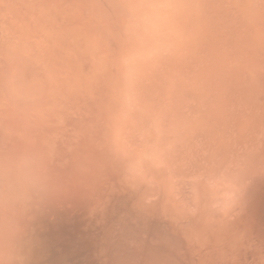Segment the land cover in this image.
<instances>
[{
	"label": "bare ground",
	"instance_id": "obj_1",
	"mask_svg": "<svg viewBox=\"0 0 264 264\" xmlns=\"http://www.w3.org/2000/svg\"><path fill=\"white\" fill-rule=\"evenodd\" d=\"M191 1L172 39L173 27L164 37L155 20L171 0L154 12L158 26L143 19L144 37L155 26L164 39L159 52L160 38L146 42L154 59L136 57L146 75L137 76L140 93L134 84L127 91L138 102L126 103L124 75L134 70L124 64L143 53L132 46L144 23L131 31L128 21L152 9L133 2L143 7L134 10L132 0H0V264H264V0ZM171 7L165 14L176 0ZM166 37L171 56L159 45ZM155 53L168 67L160 60L153 69L175 74L181 89L169 93L168 80L159 91L166 81L150 75ZM219 70L230 75L220 92L190 85ZM169 96L189 101L162 130L154 101L165 102L161 113ZM156 130H167L160 141ZM19 162L31 179H16Z\"/></svg>",
	"mask_w": 264,
	"mask_h": 264
},
{
	"label": "rangeland",
	"instance_id": "obj_2",
	"mask_svg": "<svg viewBox=\"0 0 264 264\" xmlns=\"http://www.w3.org/2000/svg\"><path fill=\"white\" fill-rule=\"evenodd\" d=\"M136 1H137V0H136ZM136 1H133V0H132V3L135 2V3H139V5H140V2H141V3L143 2L142 6H143V5L145 6V7L143 6V7L145 8V10H144L143 7H141V6L139 7V5H136V4H134V3H133V4H132V3L129 4L130 8H131V5H133V6L135 7V8H134V7L132 6V8H133L134 10H135V9H136V10H140L141 8H143V9H142L143 12H145L146 10H149V8H150V9L153 10V13H152V10H149L148 12H145V13H144L145 15H144V14L141 15L143 18H139V17H141V16H139V17H136V19L134 20L133 17H132L131 19H133V20H132V21H131V20L128 21V22H131V23L134 22V23L132 24V25H133V26H132V27H133V30H131V31H134V27L137 28V26L134 25V24L137 23V20H138V22H139L140 20H142V22H144L143 24H144V25L146 24V22L143 21V19H145L146 21H148V19H146V18L148 17L147 15L150 14V11H151L152 14H154V12L157 13L156 16L158 17L159 14H161V13L163 12V9H165V7H168L167 9H169V6L171 7V2L174 3V0H173V1L171 0V2H169L170 4H168V6H165V5H164L165 2H164V3H163V2L161 3L162 0H159V3H156V2H155L156 4H155V3L153 4L154 0H153V1H152V0H149V3H148V0H146L147 2H145V0H142V1H140V2H138L139 0H138L137 2H136ZM150 1H151V2H150ZM155 1H157V0H155ZM165 1H166V3H167L169 0H168V1L165 0ZM176 1H177V6H178V7H177L176 10L174 11V13H176V11H177L178 13H176L175 18H174V15H175L174 13H173V15H172V13H167V14H169V17H168L167 14H165V12H168L167 9H165V12L161 15V16L163 17V19H164V16H165V18L167 17L166 19H164V21L166 20V23H167V24H168V22H169L168 26H167L166 23H163L164 21L161 20L162 17H161V19H160V18H156V17H155L156 19H155V18L151 19V20H153V21H152V24H153V22H154V19L156 20V22H157L158 24H159V21H160V25L162 24V26L159 25V27H157V29H159V31H162V32H163L164 35H163L162 32H161V38H163V39H164L165 35H167V37H168V36L170 35V33H171V36L168 37V39H170V38L172 39V38H173L172 36H176V34H178L179 32H172V30H174V29L177 27L176 30H174V31H178V30L181 31L180 29H178V27L181 28V22L179 23V21H180V20L183 21V18L186 19V18L188 17V15H185V14H184V10H183V9H185V8L187 9L188 6L186 7L185 5H187V3H188V4L191 3L192 1H191V0H187V2H186V0H176ZM178 1H179V2H182V3L178 4ZM183 1H184V2H183ZM147 3H148V4H147ZM150 3L153 4V5L151 6ZM175 3H176V2H175ZM145 4H146V5H145ZM157 4H158V5H157ZM161 4H162L163 7H164V6H165V7L163 8V7L161 6ZM183 4H184L185 7L183 6ZM148 5H149V7H148ZM156 5L159 6V7H157ZM166 5H167V4H166ZM180 5H182V6H180ZM136 7H137V8H136ZM152 7H153L154 9H153ZM155 7H156V8H155ZM160 7H162V8L160 9ZM172 7H176V4H175V5H172ZM172 7H171V8H172ZM179 7H180V9H181V7H184L183 9H181V11H183V12H181V11L179 12ZM147 8H148V9H147ZM157 8H159L158 10H160L161 13H160L158 10H156ZM174 9H175V8H174ZM174 9H173V10H174ZM186 9H185V11H186V13L188 14V11H189V10H188V9L186 10ZM169 10H170V9H169ZM170 11H171V10H170ZM170 11H169V12H170ZM147 13H148V14H147ZM158 13H159V14H158ZM146 14H147V15H146ZM164 14H165V15H164ZM179 14H180V18H181V19H178V18H179V17H178ZM143 15H144V16H143ZM166 15H167V16H166ZM182 15H183V17H182ZM171 16H172V17H171ZM153 17H154V15H153ZM159 17H160V16H159ZM170 17H171V19H170ZM168 18H169V19H168ZM172 18H174V19H172ZM176 18L178 19V21L176 20ZM129 19H130V18H129ZM158 19H160V20H158ZM185 19H184V20H185ZM151 20H150L149 22H147L149 25H150ZM157 20H158V21H157ZM174 20H175V21H174ZM135 21H136V22H135ZM162 21H163V22H162ZM171 21H174L175 23H176V22H177V23L174 24V22H171ZM142 22H141V24H142ZM139 23H140V22H139ZM178 23H179V25H178ZM143 24H142V25H143ZM148 24H147V26H148ZM152 24H151V25H152ZM158 24H153V25L158 26ZM165 24H166V25H165ZM170 24H174V26H173V25H170ZM137 25H138V27H139V24H137ZM142 25H140L141 28L139 27L140 29L138 28V30L136 31V33H137V32L139 33V31H140V35H138L139 40H140V38H141V35H143L144 30L147 32V30H146V29H147V26L145 25L146 28L144 29V26L142 27ZM164 25H165L166 27H165ZM176 25H177V26H176ZM186 25H187V24H186ZM169 26H170V28H172V27H173V28L170 29V28H168ZM161 27H162V28H161ZM163 27H165V29L167 28V29H166V32H165V30L163 31ZM188 27H189V25L187 26V29H186V27H185V29H186V30H189ZM153 28H155V26H153ZM153 28H152V31L154 30ZM157 29H156V32L158 33L159 31H158ZM168 29H170L171 32L168 33V32H167ZM141 30H142V31H141ZM170 30H169V31H170ZM150 31H151V30L149 29L148 33H150V35L147 34V35H145L146 37H144V35H143V40H144V38H145V39H146L147 37H149V38H147L146 40H144V42H140V43H138V42L135 41L136 39L138 40V37L136 36V34L132 33L134 36H136V37H135L136 39H134V41H133V42H135V43H133L132 48L135 47V49H136V48L138 49V47H139V49H143V53H141L140 55H139V53L135 54V58L133 57V55H134L133 53H131V54H132V55H131L132 57H131L130 54H129L130 57L128 56L129 58H126V59H127L126 62H125L126 64H124V65H126L125 67H128V65H130V66H129L128 70H126L127 68L125 69V73L131 70L130 67L134 70V71H132V72L134 73V72H135L136 70H138V69L135 68V66H134V68L136 69V70H135V69L133 68V65H136V67H138V66L141 64V66L138 67V68H139V71H136V74H137V72H138V73L140 72V75H138V74L136 75V74L134 73L135 75H134V74H133L134 76L132 75V76H133V77H132L133 79H134L135 77L138 76V77L141 78V80H143L145 76H144V75H141V73L146 75V70L143 69L144 67H143V64H142V63H143L142 60H141L142 63H141V62H138V63H137L136 60H138V59H137L136 57H139V58H140L141 56L143 57L142 54H145L144 52H146L145 57H147L146 55L148 54V52H149V54H150V51H152L151 49H149L150 47H148V46L153 45L152 43L154 42L155 37L160 38V36H159L160 33L157 34V33L155 32V30H154V31H153V34H152V31H151V32H150ZM184 31H185V30H184ZM141 32H142V34H141ZM130 33H131V32H130ZM138 33H137V34H138ZM155 33H156V34H155ZM167 33H168L169 35H168ZM175 33H176V34H175ZM132 34H131V35H132ZM144 34H146V33L144 32ZM148 35H149V36H148ZM152 35H153V36H152ZM154 35H156V36L154 37ZM157 35H158V36H157ZM162 35H163L164 37H163ZM150 36H152V38H154V39H152ZM167 37H166V43H165V41L163 40L164 43H165L166 45H161V43H159V45H160L161 47H163V48H164L165 46H168V48H167V47L164 48V51L168 50L169 53H168V51H166V52H167V54H168L167 56H169L170 52H171L172 55H173V52H174V51H171V50H173V49H175V48H172L173 45H174V44H173V41H171V44H172V45H171V44L168 45V43H170V41L167 39ZM161 38H160V41L156 38L157 42H154L155 47L153 46V48H152L153 51H154V49L158 46V44H157V46H156V43H158V42H162ZM143 40H140V41H143ZM156 40H155V41H156ZM167 40H168V41H167ZM148 41H150V42H148ZM146 42L150 43V45H149L148 43H146ZM167 42H168V43H167ZM137 43H138V44H137ZM143 43L145 44L144 48H147V50L143 48ZM136 44H137V47L135 46ZM140 44H141V45H140ZM146 44H148V46H146ZM169 46H171V47H170L171 49H169ZM151 47H152V46H151ZM161 47H160V48H161ZM163 48H161V52L163 51ZM144 50H146V51H144ZM149 50H150V51H149ZM157 50H158V51H157ZM157 50H155V51L159 52V50H160V49H159V46H158ZM166 52H165V53H166ZM151 53H152V54H150V55H151V58H153L154 54H153V52H151ZM163 53H164V52H163ZM155 54H156V53H155ZM177 54H178V53H176V55H177ZM136 55H137V56H136ZM152 55H153V56H152ZM156 55H157L156 57L158 58V57H159L158 54H156ZM179 55H180V56L177 55L179 58H182V57H183V54H182V53H179ZM181 55H182V57H181ZM163 56H166V54H164ZM170 56H171V54H170ZM148 57H149V55H148ZM156 57H155V58H156ZM160 57H161V53H160ZM160 57L158 58V60L155 59V60L158 61V62H157L158 64H157V63L154 64V63L156 62L155 60H151V61H150L151 63H153L152 65H151V63L148 61V63H150L149 65L152 66V71L150 70V72H151L150 75H152V77H153L152 79L154 80V77H155V76H156V78H157V76L159 77V75H161V76H163V78H161V80H162L163 82L161 81L160 83L162 84V83H165V81H166L165 86H164V84H162L164 87L162 86L163 88L159 89V91H160L161 93H162V92H163V93H164V92L167 93V92H166V90H167L166 87H169V85H170V83H171V81L169 82L168 80H173V81H174V82L172 81V83H173L174 86L172 87V86L170 85V91H169V93L172 92V91H173V92H174V91H177V89H181V88H179V87H180L179 85H178L179 87L175 86V85H176V79H177V76H176L175 74H171L170 77H169V75H167V77H169V78H165V77H166V74H165V75L159 74V73H160V68L158 69L159 72L157 71V68H158V67H162V65H163V64H162L161 66H158V65H160V63H159L160 60L162 61L161 63H164V62H165V61L163 62V59H161ZM131 58H134L135 62H134V60H132ZM129 59H131V60H129ZM143 59H144V57H143ZM153 59H154V58H153ZM128 60H129L130 64L128 63ZM144 60L146 61L147 59H144ZM164 60H165V59H164ZM230 60H231V61L228 60V63H227V67H228V68H227V69H228L229 71H231V72H229V71L227 70V71H228L227 73H232L233 68L236 66L235 61H234L233 59H230ZM232 60H233L234 62H233ZM124 61H125V60H124ZM132 61H133L134 63H133V65L131 66ZM230 62H231L232 64L234 63V64H233V67H232V66L229 67V65H232ZM229 63H230V64H229ZM137 64H139V65H137ZM164 64H165L166 66L163 65V67H165V68L167 69V67H168L167 64H168V63L165 62ZM146 65H147V62H146ZM146 65H144V66H146ZM155 65H156V67L158 66V67L155 69L156 71L153 69V68L155 67ZM151 66H149V67H151ZM140 68H141V69H140ZM196 68H197V66H196ZM229 68H230V69H229ZM235 68H236V67H235ZM129 69H130V70H129ZM166 69H165V70H166ZM198 69L200 70V67H199V66H198L197 70H198ZM141 70H143L144 73L141 72ZM153 70H154V71H153ZM161 70H162V69H161ZM165 70H164V71H165ZM132 72H130V73H132ZM153 72L155 73V75H153V74H154ZM161 72H163V71H161ZM130 73L124 75V76H126V79H124V80H126V81L128 80V82H124V81H123V84H126V85H127L128 83H132V84H128V86H126L127 89H125L126 87L124 86V90H125V94H126V95L124 94V98H123L124 101H123V100H122V101H123V102L126 101V103H127V101H130L131 98H132V101H133V100H136V97L133 95V93L136 95V93L140 91V90L138 91V88L141 87V86H140V85H141V81H140V79L138 80V77L135 78V79H137V80H136V82L134 83V80H135V79L133 80L132 78H130V76H129V75H131ZM152 73H153V74H152ZM156 73H157V74H156ZM218 73H219V74H218ZM218 73H217V75H215L216 77L219 76L218 78H216V77L214 76V77L216 78V81H215L216 83L213 85V89L215 88L216 84L218 83L217 80L220 81V82L218 83L219 85L216 86V87H217L216 90L214 89L215 91H210V92H208V90H210V89L213 90L212 87L209 88V89H208V87H210L211 84L214 83V81H213V80H215L214 77L212 78L213 80H212L211 78H210V79H206V78L204 79V78H203V80H202L199 76L196 77V80H197V78H198V79L200 78V79L202 80V82H203L204 80H207V84L210 85V86L206 85V86H208L206 91H205V89H206V87H205V81L203 82V83H204V86L201 87V88H199V86L202 84L201 81H198V80H197V81H198V82H197L196 80H194V81L196 82L197 85L200 83L197 87H196V84L194 83V81H193L191 84H190V83H189V84H190L192 87L198 88V89H196L197 91H199V90L201 89V90L199 91V92H201V93H202V91L204 90L203 93H205L206 95H208V96L213 95V94H215V92L217 93V92H220V90L224 89V88H221L222 86H221L220 84L223 83V82H225V78H226V77H224V76H227V75H224V72H222V71H220V70H219ZM220 73H221V75H220ZM163 74H164V72H163ZM225 74H226V73H225ZM127 75H128V76H127ZM150 75H149V76H150ZM172 75H173V76H172ZM142 76H144V77L142 78ZM164 76H165V77H164ZM220 76H221V77H220ZM229 76H230V75L228 74V77H229ZM184 77H187V76H184ZM228 77L226 78V80L229 81V78H228ZM127 78H129V79H127ZM159 78H160V77H159ZM159 78H157V80H159ZM171 78H172V79H171ZM190 78H191V77H190ZM129 80H132V82H130ZM157 80H155V82H157L156 84H159V87L156 86L157 88H155V90H154V91H156V92H155V93L153 92L155 95H156V93H157V90H156V89H158V88L161 87V86H160V83H159ZM185 80H186V79L184 78V81H185ZM188 80H190V79H188ZM188 80H186V81L184 82V85H185V83L191 81V80H190V81H188ZM138 81H139V82H138ZM167 81H168V83H167ZM137 82H138V83H137ZM211 82H212V83H211ZM172 83H171V84H172ZM133 84H134L135 86H138V87H137V92H136V93H135L136 90H132V89L135 87V86H132ZM138 84H140V85H138ZM167 84H168V85H167ZM225 84H226V83H225ZM193 85H194V86H193ZM222 85H223V87H225L224 84H222ZM227 85H228V82H227ZM131 86H132L133 88H132ZM185 86H188V84H186ZM219 86H220V87H219ZM129 87L132 88V89H130V90H132V92H128V93H127V91L129 90V89H128ZM171 87H172V88H171ZM204 87H205V88H204ZM135 88H136V87H135ZM173 88H174V89H173ZM176 88H177V89H176ZM195 88H194V89H195ZM225 88H226V87H225ZM163 89H164V90H163ZM171 89H173V90H171ZM217 89H218V91H217ZM161 90H162V91H161ZM167 91H168V90H167ZM207 92H208V93H207ZM212 92H214V93H212ZM221 92H222V91H221ZM130 93H131V95H133L132 97H129V96H128ZM139 93H140V92H139ZM211 93H212V94H211ZM127 94H128V95H127ZM137 96L140 98L139 95H137ZM177 96H178V95H177ZM177 96H175V97H174V96H171V97L169 96L168 100H167V99H166V100L162 99V100H164V101L167 102L166 105L168 104V106H165V107H164V109L167 108V109H165V110H162V109H163L162 106L165 105V102H164L163 105L161 106V104H160V101H161V100H160V101H157V100H159V99H157L156 101H154V102L157 103V105H158V107H159V108H155V110H156V112H157V115H160L159 118L156 117V116H154V118L156 117V120L158 119L159 121H160V118H161V122H160V123H161V124L164 123V124H163V128H164V129L162 128V125L159 124V122H158V124H157V128H159L158 125H160V128H161L162 130H165L166 127H167V124H169V121H170L172 124H175L176 121L178 120V119H177V116L173 113V110H175V107H179L178 105H176V104H178V103H179L180 106H182V104L185 102L187 96H184V97H186L185 100H183L184 102L182 101V99H184V97H183V98L181 97V99H180V101H182L181 104H180V102H179V100H178L180 97L178 98ZM127 97H128V100H126ZM138 97H137V98H138ZM149 97H150V98H149ZM149 97H144L143 99L147 98L146 100H151V99H153V98H154V99L156 98V97H154V96H149ZM133 98H135V99H133ZM148 98H149V99H148ZM206 98H207V99H205V100H206V102H208L207 100L209 99V97H206ZM175 99H176V100H175ZM139 100L141 101L142 99H139ZM146 100H144V103L146 102ZM210 100H211V99H210ZM136 101H137V100H136ZM140 101H139V102H140ZM142 101H143V100H142ZM168 101H169V103H168ZM177 101H178V102H177ZM186 101H189V99L187 98ZM190 101H191V100H190ZM137 102H138V101H137ZM150 102H151V101H150ZM158 102H159V103H158ZM176 102H177V103H176ZM126 103H124L125 106H126ZM128 103H129L130 106H127V108H128V107L131 108V106H132V107H135V105H136L134 102H133V103L135 104V105L133 104L134 106L131 104V102H128ZM140 103H141V102H140ZM144 103H141V104L143 105ZM147 103H148V102H147ZM147 103H146V104H147ZM161 103H162V102H161ZM185 103H186V102H185ZM150 104H151V103H150ZM159 104H160V105H159ZM189 104H190V102H189ZM121 105L123 106L122 108L125 107L123 104H121ZM144 105H145V104H144ZM155 105H156V104H155ZM157 105H156V107H157ZM187 105H188V102H187ZM136 106H137L138 109L136 110V108H135V110H136L137 113H138V112L140 111V108H139L138 104H137ZM147 106H148V105H147ZM151 106H153V101H152ZM160 106H161V107H160ZM183 106H185V105L183 104ZM140 107H142V106L140 105ZM144 107H145V106H144ZM144 107H143V108H144ZM125 108H126V107H125ZM127 108H126V109H127ZM147 108H148V107H146V109H147ZM150 108H152V107H149L148 109H150ZM160 108H162V109H161V113H163V114L158 113V110H159ZM126 109H124V110L126 111ZM131 109H132V108H131ZM131 109H130V110H131ZM141 109H142V108H141ZM130 110L127 111V113H128L127 117H125L124 115H123V117H124V119H126V120H128V118H129L130 121H131V118L129 117ZM132 110L134 111V108H133ZM138 110H139V111H138ZM150 110L153 111L154 109H153V110L150 109ZM155 110H154V111H155ZM170 110H171V111H170ZM133 111H132L131 114H133ZM162 111H163V112H162ZM148 112H149V111H148ZM159 112H160V110H159ZM135 113H136V112H135ZM151 113H152V115H153V112H151ZM170 113H171V114H170ZM131 114H130V115H131ZM149 114H150V113H149ZM164 114H165V115H164ZM136 115H137V114H135V116H136ZM138 115H139V114H138ZM150 115H151V114H150ZM152 115H151V116H152ZM154 115H155V114H154ZM163 115H164V116H163ZM161 116H163V117H161ZM168 116H169L171 119H169ZM140 117H142V116L139 115V118H140ZM151 118H152V117H150V119H151ZM154 118H153V119H154ZM137 119H138V118H137ZM137 119H134V121H136ZM140 119H142V118H140ZM150 119H149V121H150L151 123H154V125H155L156 123H155L154 121H152L153 119H151V120H150ZM164 119H165V120H164ZM132 120H133V119H132ZM167 120H168V122H167ZM171 120H172V121H171ZM134 121H133L132 123H129V124H132V126H133V125L136 123V122H134ZM137 122H138V120H137ZM174 122H175V123H174ZM171 123H170V124H171ZM136 124H137V123H136ZM152 125H153V124H152ZM154 125H153V126H154ZM136 126H137V125H136ZM155 126H156V125H155ZM155 126H154V127H155ZM169 127H170V125H168L167 129H168ZM134 128H137V127H135V125H134ZM154 129H156V127H155ZM138 131H140V130H138ZM134 132H135V131H133V133H134ZM160 132H161V135H163V134H165V133L167 132V130H166V132L163 133V134H162V131H161V130H159V133H160ZM163 132H164V131H163ZM138 133H140V135H139V134H138V135L141 136V132H138ZM156 133H157V140L160 141V140L162 139V138H161L162 136L158 137V136H159V133L157 132V130H156ZM136 135H137V134H136ZM158 138H159V139H158Z\"/></svg>",
	"mask_w": 264,
	"mask_h": 264
},
{
	"label": "clouds",
	"instance_id": "obj_3",
	"mask_svg": "<svg viewBox=\"0 0 264 264\" xmlns=\"http://www.w3.org/2000/svg\"><path fill=\"white\" fill-rule=\"evenodd\" d=\"M153 14L150 11L149 16L147 17V19L151 20L153 19ZM15 177L18 180L21 181H26L31 179V171L30 168L27 164V162H19L16 166V171H15Z\"/></svg>",
	"mask_w": 264,
	"mask_h": 264
}]
</instances>
